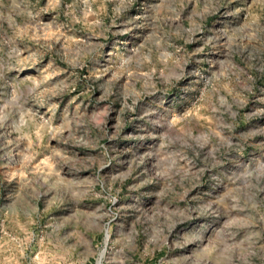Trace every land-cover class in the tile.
I'll return each mask as SVG.
<instances>
[{
    "label": "rangeland",
    "instance_id": "rangeland-1",
    "mask_svg": "<svg viewBox=\"0 0 264 264\" xmlns=\"http://www.w3.org/2000/svg\"><path fill=\"white\" fill-rule=\"evenodd\" d=\"M0 264H264V0H0Z\"/></svg>",
    "mask_w": 264,
    "mask_h": 264
},
{
    "label": "bare ground",
    "instance_id": "bare-ground-1",
    "mask_svg": "<svg viewBox=\"0 0 264 264\" xmlns=\"http://www.w3.org/2000/svg\"><path fill=\"white\" fill-rule=\"evenodd\" d=\"M108 236H109V234H108Z\"/></svg>",
    "mask_w": 264,
    "mask_h": 264
}]
</instances>
